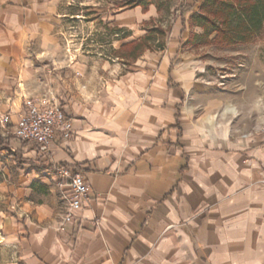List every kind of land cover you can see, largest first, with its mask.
Listing matches in <instances>:
<instances>
[{
	"label": "crops",
	"instance_id": "1",
	"mask_svg": "<svg viewBox=\"0 0 264 264\" xmlns=\"http://www.w3.org/2000/svg\"><path fill=\"white\" fill-rule=\"evenodd\" d=\"M183 2L192 10L203 0ZM97 4L0 0V114L11 127L26 97L50 91L72 130L41 154L0 128L10 264H264V138L253 131L264 114V40L210 75L188 52L183 16L151 52L132 43L157 27L153 4L107 3L84 16ZM83 19L102 26L84 34ZM94 32L107 39L89 44ZM55 165L89 187L63 225L69 187Z\"/></svg>",
	"mask_w": 264,
	"mask_h": 264
},
{
	"label": "rangeland",
	"instance_id": "2",
	"mask_svg": "<svg viewBox=\"0 0 264 264\" xmlns=\"http://www.w3.org/2000/svg\"><path fill=\"white\" fill-rule=\"evenodd\" d=\"M136 0H94V3H98L94 6H88V11L84 10V16H88L94 18L98 13H100V9L103 8L107 3L110 9H117L123 6H133L132 4ZM151 4L156 7L157 16L153 24H156L157 27L153 26L151 28H147L150 26L148 24L146 26L147 32V41L143 42V39L140 40V46H146L149 48V51H156L165 43L166 34L162 33L160 29L166 30L172 25V22L175 20V15L183 16L185 20L189 21V36L186 40L188 52L193 56H196L201 61L206 62V73L210 75H216L218 73L224 74V72L228 73L232 68H234L237 62H245V58H247L250 50V44L255 43L257 41L264 40V30L262 31L259 36H257L252 42L243 44V45H236L232 47H217L215 44H201L199 43L200 39L194 37L196 34L202 33V28L197 25V19H193L192 15H197L199 12V7H193L192 10L184 11L185 4L183 0H151ZM95 8V9H93ZM78 25L79 28L82 29L84 34L92 28H99L102 24L94 20L93 22H86V19ZM194 21V22H193ZM83 23V24H82ZM102 30H100L101 32ZM78 31L76 32L73 29L72 33V40L76 36H78ZM106 34H98L96 35L95 32L89 34L87 42L89 44H96L98 41H105ZM92 39V41H90ZM139 43V42H138ZM248 53V54H247ZM3 197L0 195V219L2 217V212H4L3 207L6 204L3 203ZM6 208V207H5ZM7 212L9 213L12 209L6 208ZM5 232L3 231L2 226H0V241L1 236L4 235ZM5 242H0V264H10L12 257L14 256L9 246H6Z\"/></svg>",
	"mask_w": 264,
	"mask_h": 264
},
{
	"label": "built area",
	"instance_id": "3",
	"mask_svg": "<svg viewBox=\"0 0 264 264\" xmlns=\"http://www.w3.org/2000/svg\"><path fill=\"white\" fill-rule=\"evenodd\" d=\"M23 104L24 112L11 127L8 126V115L0 114L1 129L21 141L33 144L41 154L47 151L56 135H61L64 139L71 136V119L61 109L52 92L47 91L41 101L26 97ZM253 131L264 138V114ZM53 169L58 182L61 184L65 181L69 187L67 208L60 218V225H63L88 201L89 187L82 175L70 167L55 165Z\"/></svg>",
	"mask_w": 264,
	"mask_h": 264
},
{
	"label": "trees",
	"instance_id": "4",
	"mask_svg": "<svg viewBox=\"0 0 264 264\" xmlns=\"http://www.w3.org/2000/svg\"><path fill=\"white\" fill-rule=\"evenodd\" d=\"M150 3L151 0H136L132 5L145 9ZM183 7L184 11L190 10L189 5ZM192 16L203 30L194 35L200 39L199 43H212L217 47L243 45L252 42L264 30V0H203L197 15ZM137 46L140 42L132 43L133 48Z\"/></svg>",
	"mask_w": 264,
	"mask_h": 264
}]
</instances>
